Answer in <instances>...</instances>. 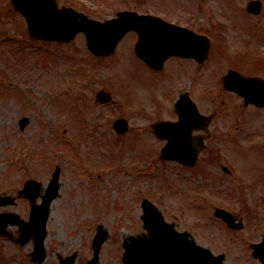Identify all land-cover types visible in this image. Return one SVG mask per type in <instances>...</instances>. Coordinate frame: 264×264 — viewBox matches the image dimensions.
I'll return each mask as SVG.
<instances>
[{
	"label": "rangeland",
	"instance_id": "1",
	"mask_svg": "<svg viewBox=\"0 0 264 264\" xmlns=\"http://www.w3.org/2000/svg\"><path fill=\"white\" fill-rule=\"evenodd\" d=\"M216 1L201 2L200 11L215 15L216 21L227 17L225 23L234 22L225 12L238 13L244 5L242 0H227L226 4ZM168 2L178 6L181 0ZM7 3L0 0V193L16 196L28 179L38 181L45 189L55 166L59 167L60 187L46 224L47 256L42 264H58L59 256L73 253L77 255L76 264H87L99 224L108 238L101 246L98 264H122L123 242L144 231L140 219L142 198L161 208L168 221L172 220L171 214L180 217L183 209L190 210L192 202L205 219L201 222L189 211L179 230H184V224L191 227L198 221L197 227L188 229L196 233L198 245L214 254L225 251L226 264H259L244 246L247 239H210L213 209L209 201L214 199L206 190L199 198L190 191L194 187L207 188V178L202 179L193 170L185 171L182 179L179 170L158 163L157 153L152 149L149 153L142 144L136 149L121 147L125 140L115 137L110 124L122 111L113 106L100 109L93 103L96 90L111 92L114 70L98 66L96 71L91 67L83 71L84 51L79 40L62 47L25 41L22 19L12 17L9 9L5 13L10 7ZM47 57L48 65L44 64ZM132 72L135 74L136 69ZM82 76L88 77L84 85L80 83ZM116 91L114 99L126 104L128 90ZM80 102L86 104L85 108ZM79 109L84 111L82 124ZM22 118L28 122L21 130L18 122ZM239 151L245 158L240 163L260 161L255 153H248L251 150ZM133 168L139 169L134 173ZM231 210L241 213L243 208L234 204ZM1 211H14L27 220L29 204L19 199L11 208L0 207ZM256 213L263 218L264 229V210ZM2 239L0 264H34L29 258L32 242L17 246Z\"/></svg>",
	"mask_w": 264,
	"mask_h": 264
},
{
	"label": "flooded vegetation",
	"instance_id": "2",
	"mask_svg": "<svg viewBox=\"0 0 264 264\" xmlns=\"http://www.w3.org/2000/svg\"><path fill=\"white\" fill-rule=\"evenodd\" d=\"M204 1L181 0L174 6L168 0H55L60 7L100 23L125 14L127 29L107 55L89 52L83 33L67 43L38 44L62 47L79 40L83 71L112 68L111 92L96 90L93 103L100 109L113 106L122 111L110 124L115 137L124 138L128 145L147 146L149 153L152 149L157 162L179 170L182 179L185 171L193 170L207 178L209 189L190 191L199 198L206 190L214 199L209 201L210 239H247L244 246L249 247L264 237L263 218L256 213L264 210V0H242L238 13L225 12L234 19L228 23L227 17L217 22L215 15L200 11ZM104 32L119 34L111 29ZM87 78L82 76L80 83L84 85ZM125 89L128 101L121 104L114 95ZM85 105L80 102L81 108ZM83 113L79 109V121ZM120 125L127 129L121 135L115 132ZM166 146L176 148L172 152L176 161L160 159V149ZM243 148L260 161L240 163L245 159L239 151ZM234 204L243 211L233 213ZM217 209L229 214V225L215 216ZM189 211L203 222L202 210L191 202V209H183L180 217L171 214L177 230ZM197 224H184L183 231L195 239L196 233L188 229ZM221 252L226 259V252Z\"/></svg>",
	"mask_w": 264,
	"mask_h": 264
},
{
	"label": "water",
	"instance_id": "3",
	"mask_svg": "<svg viewBox=\"0 0 264 264\" xmlns=\"http://www.w3.org/2000/svg\"><path fill=\"white\" fill-rule=\"evenodd\" d=\"M42 2H46V6L41 5L40 3ZM11 4L17 12L24 15L31 36L63 41L73 38L75 34L82 31L86 35L89 50L95 53L107 51L102 49L101 46L103 43L102 38L105 36L102 29L112 30L114 26H111V23L100 24L86 20L71 10L58 9L51 0H11ZM46 10L48 11L46 12ZM40 17H43L44 20ZM35 19L45 22L47 26H35ZM125 20L123 19V21ZM122 27L127 28V25L124 24ZM42 28H45V34H42ZM120 127L121 125L117 129L118 132L123 131ZM163 152L165 153V151ZM58 175L59 171L56 170L52 176L46 196L43 197L42 204L36 206L33 203L38 196L37 184L33 181L25 183L21 194L32 201L30 221L28 223L18 220L14 214L0 215V232L1 228L8 224L17 225L21 231V244H25L33 238V251L30 257L36 263H42L46 256L44 248L45 223L50 203L57 196ZM3 204L5 205L6 203L0 201V205ZM150 205L147 201H143L144 215L142 218L144 220V228L151 234V238L138 240L131 238L129 244L125 243L122 257L124 264H224L223 256L214 257L207 249L197 246L193 239H186L184 234H173L170 231V227L168 233H164L161 229L163 224L160 217L155 208ZM106 238V233L102 231L101 227H98L92 241L94 252L89 264H97L100 247ZM254 256L260 255L255 251ZM261 260L264 262V257H261ZM74 262L75 255L60 260V264H74Z\"/></svg>",
	"mask_w": 264,
	"mask_h": 264
}]
</instances>
